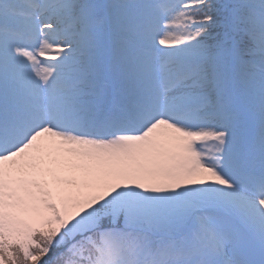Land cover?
Listing matches in <instances>:
<instances>
[{
	"label": "snow or ice",
	"instance_id": "6c2138e0",
	"mask_svg": "<svg viewBox=\"0 0 264 264\" xmlns=\"http://www.w3.org/2000/svg\"><path fill=\"white\" fill-rule=\"evenodd\" d=\"M0 264H264V0H0Z\"/></svg>",
	"mask_w": 264,
	"mask_h": 264
}]
</instances>
